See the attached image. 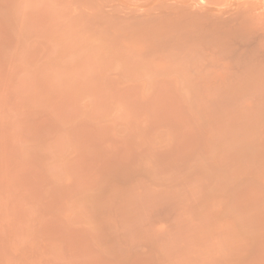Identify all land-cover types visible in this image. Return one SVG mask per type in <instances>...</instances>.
Wrapping results in <instances>:
<instances>
[{"label":"rangeland","instance_id":"obj_1","mask_svg":"<svg viewBox=\"0 0 264 264\" xmlns=\"http://www.w3.org/2000/svg\"><path fill=\"white\" fill-rule=\"evenodd\" d=\"M260 4L0 0V264H264Z\"/></svg>","mask_w":264,"mask_h":264},{"label":"bare ground","instance_id":"obj_2","mask_svg":"<svg viewBox=\"0 0 264 264\" xmlns=\"http://www.w3.org/2000/svg\"><path fill=\"white\" fill-rule=\"evenodd\" d=\"M261 5V4H260ZM256 6H259L258 4ZM182 8V7H181ZM256 9H264V6L261 5V8L256 7ZM183 10V9H182ZM260 17H264V10L258 11L257 13Z\"/></svg>","mask_w":264,"mask_h":264}]
</instances>
